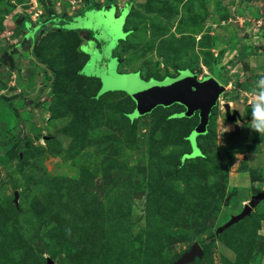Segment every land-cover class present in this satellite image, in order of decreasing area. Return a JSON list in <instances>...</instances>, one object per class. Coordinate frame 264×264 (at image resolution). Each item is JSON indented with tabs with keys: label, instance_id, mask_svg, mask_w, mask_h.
<instances>
[{
	"label": "rangeland",
	"instance_id": "obj_1",
	"mask_svg": "<svg viewBox=\"0 0 264 264\" xmlns=\"http://www.w3.org/2000/svg\"><path fill=\"white\" fill-rule=\"evenodd\" d=\"M181 69L224 87L201 156L105 83ZM261 94L264 0H0V264H264Z\"/></svg>",
	"mask_w": 264,
	"mask_h": 264
},
{
	"label": "water",
	"instance_id": "obj_2",
	"mask_svg": "<svg viewBox=\"0 0 264 264\" xmlns=\"http://www.w3.org/2000/svg\"><path fill=\"white\" fill-rule=\"evenodd\" d=\"M137 71L132 73L113 72L109 77L106 76L107 87L111 89H120L125 91L134 101V108L129 113L130 118H135L149 113L157 106L168 107L173 104L182 106V110L172 114V117L189 118L197 113L198 122L186 136L190 152L184 157L201 156V152L196 144V137L205 134L209 122L211 109L216 105L223 85L212 76L198 78L197 74L189 69H181L176 75L166 76L162 79L144 80L139 78ZM101 82V80H100ZM102 84V82H101ZM225 116L234 120V112L229 114V104H224ZM237 129L235 125V130ZM264 197V193H259L253 197L252 204L258 199ZM250 211V205L227 223L231 224L246 216ZM202 249L198 243L192 244L190 249L178 258L174 264H184L199 256ZM48 264H51L50 260Z\"/></svg>",
	"mask_w": 264,
	"mask_h": 264
},
{
	"label": "trees",
	"instance_id": "obj_3",
	"mask_svg": "<svg viewBox=\"0 0 264 264\" xmlns=\"http://www.w3.org/2000/svg\"><path fill=\"white\" fill-rule=\"evenodd\" d=\"M108 4H109V2H108ZM110 7V5H106V6H104V8H109ZM103 8V7H102ZM52 17V16H51ZM24 27H25V25H24ZM51 28H55V27H53V26H51L50 27V29ZM56 29V28H55ZM77 33L79 34V32L77 31ZM81 34V33H80ZM85 34V36L86 35H88V32L87 33H84ZM86 38V37H85ZM88 40H90V39H88ZM28 53L30 54V56L33 58V60H34V62L36 63V64H39V62H40V60L36 57V56H34L32 53H31V50H29L28 51ZM88 57V56H87ZM31 58V59H32ZM50 75H51V73H50V71H48V68H46V67H44V70H43V76H44V78H48V77H50ZM86 77H89V76H86ZM99 81V80H98ZM100 82V81H99ZM100 84H101V82H100ZM101 89H102V84L100 85V89H99V91H98V93L101 91ZM173 105H177V104H173ZM180 106V105H179ZM182 107V106H181ZM183 109V108H182ZM133 110V109H132ZM179 112V111H178ZM130 113V112H129ZM173 113H175V112H173ZM172 113V114H173ZM172 114L170 115L171 117H172ZM139 117V116H138ZM127 118L129 119V120H131V119H133V118H130L129 117V114L127 115ZM136 118V117H135ZM173 118H177V117H173ZM183 118H185V117H183ZM187 139V138H186ZM186 153H184L183 154V156H182V158H186V157H184V155H185ZM208 242V240H204V241H201V245H204L205 243H207Z\"/></svg>",
	"mask_w": 264,
	"mask_h": 264
},
{
	"label": "clouds",
	"instance_id": "obj_4",
	"mask_svg": "<svg viewBox=\"0 0 264 264\" xmlns=\"http://www.w3.org/2000/svg\"><path fill=\"white\" fill-rule=\"evenodd\" d=\"M198 78H199V77H198ZM260 98H261V99H264V94H261V95H260ZM258 110H259V107L256 108V111H258ZM258 127H259L261 130H264V121L260 122L259 125H258Z\"/></svg>",
	"mask_w": 264,
	"mask_h": 264
},
{
	"label": "crops",
	"instance_id": "obj_5",
	"mask_svg": "<svg viewBox=\"0 0 264 264\" xmlns=\"http://www.w3.org/2000/svg\"><path fill=\"white\" fill-rule=\"evenodd\" d=\"M55 17H57L58 15H54ZM51 19V16H48L47 20ZM29 72V69H28Z\"/></svg>",
	"mask_w": 264,
	"mask_h": 264
},
{
	"label": "flooded vegetation",
	"instance_id": "obj_6",
	"mask_svg": "<svg viewBox=\"0 0 264 264\" xmlns=\"http://www.w3.org/2000/svg\"><path fill=\"white\" fill-rule=\"evenodd\" d=\"M80 35H81V34H80ZM82 35H84V34H82ZM82 35H81V36H82ZM84 38H85V37H84ZM88 39H89V38H86V40H88ZM87 42H88V41H87ZM88 57H89V56H88Z\"/></svg>",
	"mask_w": 264,
	"mask_h": 264
}]
</instances>
